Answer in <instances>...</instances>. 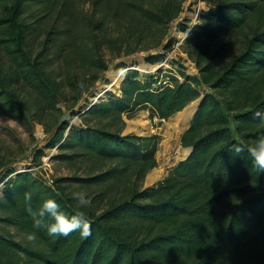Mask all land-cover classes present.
<instances>
[{
	"label": "trees",
	"instance_id": "trees-1",
	"mask_svg": "<svg viewBox=\"0 0 264 264\" xmlns=\"http://www.w3.org/2000/svg\"><path fill=\"white\" fill-rule=\"evenodd\" d=\"M206 1L191 27L188 18L178 24L181 32L190 29L179 47L196 74L175 60L153 72L124 64L115 91H91L82 108L75 109L77 100L70 118L49 130L46 148L60 151L53 159L110 162L105 170L51 183L2 167L0 264H264V174L246 153L229 150L264 134V0ZM186 2L0 0V112L24 120L34 108L42 122L63 99L64 82L76 84L80 71L96 81V72L108 69L104 48L117 54L157 49L145 61L163 62L178 42L168 38L169 24ZM195 101L180 139L190 153L145 186L162 137L123 134L124 116L146 110L162 124ZM81 110L86 123L70 124ZM92 188L93 201L106 206L80 208L72 193L89 198ZM26 192L34 209L52 198L66 215L82 213L91 235L53 238L46 228L33 229ZM32 232L36 239L29 241Z\"/></svg>",
	"mask_w": 264,
	"mask_h": 264
},
{
	"label": "rangeland",
	"instance_id": "rangeland-1",
	"mask_svg": "<svg viewBox=\"0 0 264 264\" xmlns=\"http://www.w3.org/2000/svg\"><path fill=\"white\" fill-rule=\"evenodd\" d=\"M209 4L206 0H187L184 4V11L180 17L169 24L168 38H174L178 42L168 52L167 58L159 64H150L145 61V56L149 52H156L157 49L150 51L142 50L131 54L110 53L106 48L102 49L103 58L108 64L105 71L96 72L98 79L94 81L92 72H78L79 81L76 84L63 83L64 97L56 105L52 111L43 113V121L40 122L34 115V108L30 110L28 118L18 120L7 113L0 112V187L1 172L5 164L16 167L19 171H28L36 176H41L48 182L72 175L87 176L96 174L105 170L111 163L96 164L90 160L84 161H63L53 159L60 151L57 147L46 148L48 139L55 129V122L58 119H69L70 108L79 100L75 109L82 108L81 104H85L86 98L90 96L93 90L102 91L105 87L113 91L120 86L121 76L127 70L121 67L126 64L127 67H133L141 72H153L159 66H170V61L175 60L182 65L189 74H196L197 69L194 63L188 59L179 44L184 40L186 32L179 30L178 24L183 18L191 20L188 26H192L196 22V15L199 9ZM167 42V40H165ZM160 47L158 50H161ZM1 52V46H0ZM202 91H209L205 86H200ZM23 97L27 98V91L23 92ZM33 98V96H32ZM95 101V100H94ZM198 101L189 104L183 111L176 114L168 121L162 124L157 119L152 120L149 112L139 110L132 116L125 115V125L123 134L148 135L158 133L162 137L157 152L158 166L153 169L144 181L145 186H150L161 180L169 172L170 168L179 160L184 159L189 154V149L181 145V136L190 125L194 110ZM84 110L78 115L70 119V124L74 126L86 123L84 116H80ZM38 152H42L43 156L38 157ZM76 187V186H73ZM97 190L92 188L90 197L88 198L90 206H106L105 202L98 200L93 201Z\"/></svg>",
	"mask_w": 264,
	"mask_h": 264
},
{
	"label": "clouds",
	"instance_id": "clouds-1",
	"mask_svg": "<svg viewBox=\"0 0 264 264\" xmlns=\"http://www.w3.org/2000/svg\"><path fill=\"white\" fill-rule=\"evenodd\" d=\"M229 150L234 156L247 154L253 169L258 175L264 174V134L259 135L252 143L245 144L239 141L230 144ZM72 197L80 208H86L90 201L87 193L84 191H76L72 193ZM25 211L32 220V228L39 230L46 228L50 237H68L74 232H78L80 237L87 238L91 235V225L82 213L71 216L66 215L55 199L48 198L43 200L37 208L32 206V194L26 192L24 194ZM50 220V223H46ZM29 241L36 239V232L28 234Z\"/></svg>",
	"mask_w": 264,
	"mask_h": 264
},
{
	"label": "water",
	"instance_id": "water-1",
	"mask_svg": "<svg viewBox=\"0 0 264 264\" xmlns=\"http://www.w3.org/2000/svg\"><path fill=\"white\" fill-rule=\"evenodd\" d=\"M188 33H190V30L188 32H186L185 37L188 35ZM185 39V38H184ZM182 43V42H181ZM191 149H189V153H190Z\"/></svg>",
	"mask_w": 264,
	"mask_h": 264
},
{
	"label": "built area",
	"instance_id": "built-area-1",
	"mask_svg": "<svg viewBox=\"0 0 264 264\" xmlns=\"http://www.w3.org/2000/svg\"><path fill=\"white\" fill-rule=\"evenodd\" d=\"M195 15H196V17H197V14L195 13ZM190 29H188L186 32H188ZM95 100H97V98L95 99Z\"/></svg>",
	"mask_w": 264,
	"mask_h": 264
}]
</instances>
